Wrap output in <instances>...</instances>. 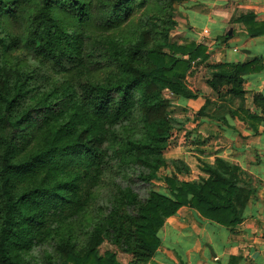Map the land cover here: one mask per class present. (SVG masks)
I'll list each match as a JSON object with an SVG mask.
<instances>
[{
	"label": "trees",
	"instance_id": "1",
	"mask_svg": "<svg viewBox=\"0 0 264 264\" xmlns=\"http://www.w3.org/2000/svg\"><path fill=\"white\" fill-rule=\"evenodd\" d=\"M32 1L12 3L19 7ZM3 2L0 0V6ZM53 4L79 22L87 18L82 0H40L21 36L2 35L0 22V264H34L26 254L50 241H55L66 262L116 264L111 254L104 257L89 248L81 255L72 252L56 228L88 209L105 171L114 165L120 170L142 166L148 170L140 176L146 181L165 166L162 152L168 145L171 125L162 92L168 87L175 91L187 89V71L202 45L174 49L177 54H188L187 59L164 53L170 27L163 19L156 22L161 21L160 30L153 27V38L148 36L150 31H140L129 43L110 35L97 37L68 30L55 17ZM103 4L109 6L102 18L105 23H117L131 11L130 0H108ZM246 19L247 35H264V21L254 20L252 12ZM23 46L34 57L53 61L55 67H59L62 55L81 64L84 57L98 52L100 57H108L114 68L102 80L89 79L77 85L54 78L38 67L30 69L10 62L7 53ZM224 66L229 70L225 74L228 82L231 76L241 81L240 75L263 70L264 62L253 56ZM192 75L190 82L194 85ZM210 86L218 89L214 81ZM229 91L242 94L238 85ZM136 114L141 125L138 132L119 129ZM201 169L207 174L201 183L179 181L175 175L164 177L171 197L152 190L139 204L136 215L127 218L119 206L137 204V194L128 186L116 185V202L95 229L103 231L105 226L106 233H121L128 220L134 230L127 232L126 240L135 237L140 256L148 258L161 244L158 231L165 220L182 206L224 227L240 223L247 198L238 204L231 198L238 184L245 182L240 166L217 157L213 164L202 163ZM118 239L117 235L115 241ZM46 264L54 262L50 258Z\"/></svg>",
	"mask_w": 264,
	"mask_h": 264
},
{
	"label": "rangeland",
	"instance_id": "2",
	"mask_svg": "<svg viewBox=\"0 0 264 264\" xmlns=\"http://www.w3.org/2000/svg\"><path fill=\"white\" fill-rule=\"evenodd\" d=\"M82 1L86 3L88 13L82 22L61 6H52L55 17L68 30H79L97 37L110 35L129 43L135 40L140 31H150L148 36L153 38V27L160 30L161 21L160 24L156 22L163 19L164 25L170 27L165 42L168 46L162 48L164 53L187 59L188 54H177L174 49L189 50L202 45L197 57L191 60L193 67L187 71L184 80L187 89L175 91L168 87L162 92V97L167 100L166 113L171 125L168 145L162 152L165 166L159 168L155 178L146 181L140 177L148 172L146 168L135 165L120 170L114 165L105 171L88 209L56 228L58 236L68 241V248L76 254L81 255L89 248L97 255H113L116 264H152L157 250L151 257L143 258L137 239L135 241V237H131L126 240L127 232L134 230L128 220H125L121 233H106L105 226L101 228L103 231L95 229L110 211L112 202H116V185L128 186L137 194V204L127 206L123 203L119 206L120 212L127 215L126 218L135 216L139 204L148 198L152 190L171 197L164 177L175 175L179 181L201 183L207 177L201 169L202 163L213 164L215 158L219 157L237 163L242 170L241 178L245 182L238 184L231 196L232 201L238 204L247 198V205L250 200L259 197L261 180L250 170L253 165H257L259 156L255 145L247 140L264 131V100L260 99L264 95L248 85V74L240 75L241 81L231 76L232 80L228 82L225 74L229 70L224 66L225 63L241 62L235 60L244 51L243 34L238 32L245 29L246 15L250 11H242L238 6H227L225 0H180L179 3H169L168 0H130V13L123 14L117 23H105L102 18L109 6L103 3L108 0ZM39 2L33 0L29 5L14 7L12 0H4L0 6L1 34L21 36ZM6 57L10 62H19L30 69L38 67L54 78L68 79L77 85L89 79L102 80L114 68L110 59L100 57L98 52L92 57H84L81 64L69 55H62L59 67H55L53 61L34 57L24 46L7 53ZM190 75L194 76V85L190 82ZM211 81L216 83L217 90L210 86ZM233 85L242 89L241 95L229 91ZM39 118L40 114L36 121ZM34 123L36 125L37 122ZM140 126L136 114L131 122L119 129L136 133ZM245 207L241 212L242 219ZM117 235L118 242L115 241ZM54 242L36 246L26 257L34 264H46L50 258L54 264H72L65 261L63 252Z\"/></svg>",
	"mask_w": 264,
	"mask_h": 264
},
{
	"label": "crops",
	"instance_id": "3",
	"mask_svg": "<svg viewBox=\"0 0 264 264\" xmlns=\"http://www.w3.org/2000/svg\"><path fill=\"white\" fill-rule=\"evenodd\" d=\"M225 3L252 12L256 21H264V0ZM238 33L243 34L244 51L235 60L258 56L264 62V35L249 36L244 29ZM247 81L253 90L264 95V69L248 74ZM247 141L258 152L257 165L250 170L261 180V189L259 197L247 203L241 222L235 227H224L182 206L165 220L159 231L161 244L152 264H264V131Z\"/></svg>",
	"mask_w": 264,
	"mask_h": 264
}]
</instances>
